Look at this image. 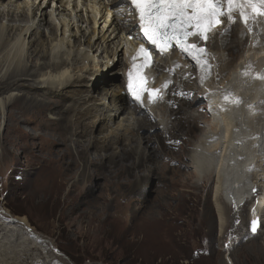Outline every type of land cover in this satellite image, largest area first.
Segmentation results:
<instances>
[{
	"label": "bare ground",
	"instance_id": "bare-ground-1",
	"mask_svg": "<svg viewBox=\"0 0 264 264\" xmlns=\"http://www.w3.org/2000/svg\"><path fill=\"white\" fill-rule=\"evenodd\" d=\"M48 2L0 0L3 129L9 127L18 133L24 147L36 146L45 152L59 153L58 158L62 160L70 157L66 165L72 163L74 152L80 159L85 151L87 161L103 167L111 164L117 167L116 173L129 170L130 164L142 167L146 162L151 173L155 156L160 151L162 155L163 149L158 146L168 144L167 135L175 140L171 137L174 126L186 119V128H183L185 124L182 126L184 136L204 118L207 125L193 138V147L186 151V163L190 167L186 176L214 181L212 198L219 231L223 232L225 224V205L236 211L248 202L250 219L263 220L264 79L259 77L264 76V18L250 20L247 27L239 18L235 23L224 19L204 42L208 52L204 60L210 67L190 65L177 51L161 57L155 55V70L150 76L156 81L169 77L168 67L173 59L180 64L177 79L184 73L195 77L184 88L192 99H180L176 102L177 108L172 109L170 104L160 101L128 105L122 76L130 48L137 42L128 41L129 35L135 33L133 23L127 22L123 27L124 17L114 11L115 7L109 9L106 0ZM233 49L240 53L231 62L227 55ZM101 79L103 85L97 94H91L92 87ZM194 98L205 102L192 109ZM74 124L78 134L85 135L86 139L73 137ZM141 128H156L158 134L139 135ZM67 134L71 138L68 144L65 143ZM161 134H166L164 142ZM56 144H64V148L54 149ZM93 145L96 149L104 145L112 150L89 152L86 148L93 149ZM150 155L153 158L148 161ZM158 167L156 163L154 170ZM140 175L137 172L136 177ZM0 214L9 219L0 218V246L10 245L13 239L20 244L23 239L17 232H23L52 252L58 250L41 238L25 217L10 215L8 211ZM227 245L223 241V246ZM225 258L230 263L228 255Z\"/></svg>",
	"mask_w": 264,
	"mask_h": 264
},
{
	"label": "rangeland",
	"instance_id": "rangeland-1",
	"mask_svg": "<svg viewBox=\"0 0 264 264\" xmlns=\"http://www.w3.org/2000/svg\"><path fill=\"white\" fill-rule=\"evenodd\" d=\"M239 53L233 49L227 60L234 62ZM103 79L94 84L91 94H97ZM204 102L194 98L191 108ZM4 122L0 117V211L25 217L28 225L58 252L17 232L23 239L20 244L13 239L10 242L14 244L2 242L0 246L3 264H264V219L257 232L250 233L249 203L236 211L225 205V224L223 232L219 231L212 198L214 181L186 176L190 170L186 151L207 125L204 118L184 136L186 119L174 126L171 137L179 140L178 147L158 146L163 149L162 155L160 151L155 156L151 173L147 162L142 167L130 164L129 170L116 173L117 167L111 164L103 167L87 161L85 151L80 159L74 152L72 163L66 165L70 157L62 160L59 153L24 147L18 133L9 127L3 129ZM86 126L89 130V124ZM72 132L77 140L86 139L78 134L75 124ZM91 133L96 134V130ZM146 133L158 134L156 128L138 131L139 135ZM68 141L70 136L65 143ZM64 144L53 148L61 150ZM100 148L93 145V149H86L112 150L104 145ZM152 158L150 155L147 160ZM156 163L159 167L154 170ZM223 241L228 245L224 247Z\"/></svg>",
	"mask_w": 264,
	"mask_h": 264
},
{
	"label": "snow or ice",
	"instance_id": "snow-or-ice-1",
	"mask_svg": "<svg viewBox=\"0 0 264 264\" xmlns=\"http://www.w3.org/2000/svg\"><path fill=\"white\" fill-rule=\"evenodd\" d=\"M129 2L138 14L143 37L151 45L164 53L174 41L202 67H210L203 59L208 55L207 49L190 44L189 38L196 37L207 41L223 19L235 23L236 18H239L247 27L249 21L254 20L256 16H264V0H129ZM138 57H143V64L137 63ZM131 60L132 66L128 72L129 92L139 103H143V94L148 92L149 102H153L159 90L147 89L145 77L141 75V70L151 61L149 50L141 44ZM259 78L264 79V76ZM224 98L228 99L227 96ZM236 103L240 101L237 100ZM256 225L257 221L253 220L254 233Z\"/></svg>",
	"mask_w": 264,
	"mask_h": 264
},
{
	"label": "water",
	"instance_id": "water-1",
	"mask_svg": "<svg viewBox=\"0 0 264 264\" xmlns=\"http://www.w3.org/2000/svg\"><path fill=\"white\" fill-rule=\"evenodd\" d=\"M253 220H256L257 221V225H256V232H257V230H258V228H259V226H260V221L261 220H259L257 217H253V218H251L250 220H249V225H248V231L250 232V233H254L253 231H252V221ZM255 232V233H256Z\"/></svg>",
	"mask_w": 264,
	"mask_h": 264
}]
</instances>
